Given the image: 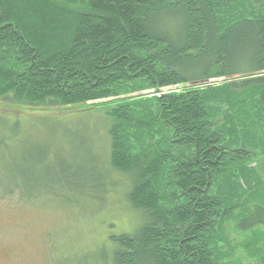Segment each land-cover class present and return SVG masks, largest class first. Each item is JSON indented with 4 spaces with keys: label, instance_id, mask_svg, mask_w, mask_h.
I'll return each mask as SVG.
<instances>
[{
    "label": "trees",
    "instance_id": "trees-1",
    "mask_svg": "<svg viewBox=\"0 0 264 264\" xmlns=\"http://www.w3.org/2000/svg\"><path fill=\"white\" fill-rule=\"evenodd\" d=\"M216 79L224 82L209 84ZM108 98H117L105 114L109 167L130 179L127 201L142 214L135 230L110 237V264H224L215 251L222 223L264 227L259 195L220 190L253 163L264 174V0H0V102L35 109ZM6 148L0 140V154ZM8 166L7 196L17 188L25 197L32 181L61 197L105 185L93 169L75 183L65 165L63 178L41 186ZM248 264H264V250Z\"/></svg>",
    "mask_w": 264,
    "mask_h": 264
},
{
    "label": "rangeland",
    "instance_id": "rangeland-1",
    "mask_svg": "<svg viewBox=\"0 0 264 264\" xmlns=\"http://www.w3.org/2000/svg\"><path fill=\"white\" fill-rule=\"evenodd\" d=\"M223 82L216 79L209 84L220 86ZM194 86L203 90L205 85ZM189 87L193 85L128 93L120 98L138 102ZM113 99L117 98L35 109L0 102V140L7 147L1 152L6 161H0V173L8 163L13 168L22 166L29 178H36L42 186L53 175V179L63 178L62 168L68 167L76 176L75 183H81L82 170L93 169L100 179L98 185L105 184L100 193L84 190L81 196L70 192L65 197L41 192L42 187L33 189L34 181L25 190V197L17 188L7 196L0 184V264H110V237L130 233L140 225L141 212L127 201L131 181L113 172L107 158L105 127L109 120L105 114L113 107ZM258 167L253 163L227 176L221 193L233 199L250 198L253 193L255 199L259 195L264 202V174ZM11 182H22L16 172ZM88 182L84 178V183ZM215 233L216 255L224 264H248L257 250H264V227L240 232L231 220L222 223Z\"/></svg>",
    "mask_w": 264,
    "mask_h": 264
}]
</instances>
